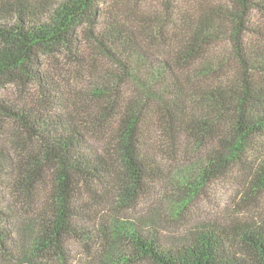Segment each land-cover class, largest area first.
Here are the masks:
<instances>
[{"label": "trees", "instance_id": "obj_1", "mask_svg": "<svg viewBox=\"0 0 264 264\" xmlns=\"http://www.w3.org/2000/svg\"><path fill=\"white\" fill-rule=\"evenodd\" d=\"M168 1L177 16L166 19L169 31L127 0H0V90L13 84L40 103L0 94V120L15 129L11 190L36 218L20 264L63 262L70 240L101 247L105 234L92 238L79 226L99 215L112 192L122 202L147 195L161 160L179 155L184 142H264V0H192L177 12ZM44 55H62L79 69L98 56L110 63L109 78L90 92L65 94L44 70ZM256 145L251 193L264 190V147ZM238 236L243 257L222 230L200 231L174 248L132 231L127 260L264 264V229ZM8 240L1 230V246Z\"/></svg>", "mask_w": 264, "mask_h": 264}, {"label": "rangeland", "instance_id": "obj_2", "mask_svg": "<svg viewBox=\"0 0 264 264\" xmlns=\"http://www.w3.org/2000/svg\"><path fill=\"white\" fill-rule=\"evenodd\" d=\"M129 1L137 4L146 15L158 19L157 24H161L166 31L171 26L166 20L168 16L172 20L177 18L166 9L167 0ZM188 1L192 0H174L177 8L174 12ZM214 1V4L225 2ZM41 62L47 74L61 84L65 94L71 87L90 92L101 80L109 78L106 67L110 63L98 56L93 58V67L81 69L71 65L62 55L56 61L44 55ZM0 94L19 105L29 100L40 106L37 94L31 91L28 94L13 84L3 87ZM202 110L198 108L195 111ZM14 131L11 121L0 120V152L4 154L0 163V211L4 214L0 217V231H8L10 238L4 243L8 250H4L0 242V264H20L19 257L28 251L36 227L32 209L21 207L11 190L17 156ZM230 137H234L231 131ZM229 140L226 145L217 141H209L208 145H185L187 141L184 142L179 155L161 160L162 172L159 178L149 181L150 192L147 195L122 202L112 192L107 203L97 207L99 215L79 226L91 232L92 238L98 235L104 238L105 234L107 241L104 240L101 247L94 245L88 249L70 240L66 260H43L42 263L135 264L127 260L130 257L128 232L132 231L156 240L163 248H174L189 242L200 231L222 230L228 234L231 251L243 257L244 250L238 236L240 231L264 229V190L251 193L248 184L250 167L256 155L261 153L256 143L264 147V142L262 137L254 140L255 145L246 140Z\"/></svg>", "mask_w": 264, "mask_h": 264}]
</instances>
